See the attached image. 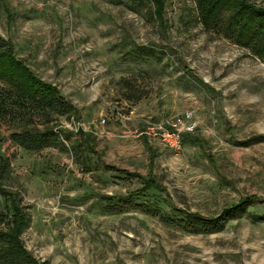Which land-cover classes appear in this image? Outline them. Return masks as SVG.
Instances as JSON below:
<instances>
[{"label":"rangeland","instance_id":"374dc122","mask_svg":"<svg viewBox=\"0 0 264 264\" xmlns=\"http://www.w3.org/2000/svg\"><path fill=\"white\" fill-rule=\"evenodd\" d=\"M147 2L0 0V37L72 106L0 121L5 184L30 217L24 245L42 264H264V57L203 27L192 0H167L161 19ZM188 109L197 143L149 149L137 136L146 118ZM46 125L57 139L39 151L10 139ZM121 169L158 180L136 199L154 208L108 202L143 186ZM245 199L217 232L175 221V211L216 217Z\"/></svg>","mask_w":264,"mask_h":264},{"label":"trees","instance_id":"16d2710c","mask_svg":"<svg viewBox=\"0 0 264 264\" xmlns=\"http://www.w3.org/2000/svg\"><path fill=\"white\" fill-rule=\"evenodd\" d=\"M123 3L125 0H113ZM136 10L148 0H127ZM158 5L159 18H163L167 0H152ZM194 19L209 31H214L234 44L248 48L256 55L264 57V6H259L251 0H192ZM42 109V110H41ZM71 104L59 95L52 85L41 81L30 70L26 63L15 56L13 45L0 37V121L3 119H24L34 111L51 110L58 114L70 112ZM49 123V118L46 119ZM19 127V126H18ZM80 133L82 131L80 130ZM70 133L65 135L69 139ZM258 138V137H257ZM11 141L18 147L28 151H39L55 143L57 135L48 125L43 130L31 131L26 127L15 129L10 134ZM3 138L0 135V200L4 203V212L0 210V264H42L27 250L22 240V232L28 226L30 217L22 205L19 191L12 190L5 184L8 177L11 159L1 152ZM184 143H197L195 138L188 135ZM246 143L245 142H241ZM150 149V146L147 145ZM154 155L151 154L150 162ZM107 169L117 170L115 166L105 165ZM121 172L129 177L143 180V186L124 196H106L108 202L118 201L120 209L135 205L154 208L151 204L137 202L140 192L149 189L161 190V184L154 177L145 178L136 172ZM247 201L225 207L216 217H205L197 212L175 211V221L185 231L191 233H211L223 229L227 219L239 218ZM151 205V206H150ZM113 207V205H110ZM109 206V207H110ZM157 209V206H156ZM171 217L168 213H164ZM178 217V218H177Z\"/></svg>","mask_w":264,"mask_h":264},{"label":"built area","instance_id":"2783aa9c","mask_svg":"<svg viewBox=\"0 0 264 264\" xmlns=\"http://www.w3.org/2000/svg\"><path fill=\"white\" fill-rule=\"evenodd\" d=\"M102 121L105 120L102 119ZM196 130L197 120L194 110L188 109L171 116L146 118L137 136L158 140L166 148L178 150L183 145V138Z\"/></svg>","mask_w":264,"mask_h":264},{"label":"crops","instance_id":"0c3cea01","mask_svg":"<svg viewBox=\"0 0 264 264\" xmlns=\"http://www.w3.org/2000/svg\"><path fill=\"white\" fill-rule=\"evenodd\" d=\"M146 141H148V143L149 144H147L148 146H150V144H152V143H156V142H158L159 144H161V145H163L160 141H158V140H149V139H146ZM164 146V145H163Z\"/></svg>","mask_w":264,"mask_h":264}]
</instances>
